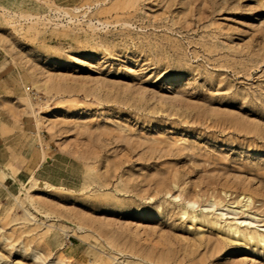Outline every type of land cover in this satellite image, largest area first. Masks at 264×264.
I'll return each instance as SVG.
<instances>
[{"label":"rangeland","instance_id":"374dc122","mask_svg":"<svg viewBox=\"0 0 264 264\" xmlns=\"http://www.w3.org/2000/svg\"><path fill=\"white\" fill-rule=\"evenodd\" d=\"M0 52V264H264V0H0Z\"/></svg>","mask_w":264,"mask_h":264},{"label":"crops","instance_id":"0c3cea01","mask_svg":"<svg viewBox=\"0 0 264 264\" xmlns=\"http://www.w3.org/2000/svg\"><path fill=\"white\" fill-rule=\"evenodd\" d=\"M4 60L1 58V52H0V98L3 97L5 94V89L3 88V82H4Z\"/></svg>","mask_w":264,"mask_h":264},{"label":"bare ground","instance_id":"6f19581e","mask_svg":"<svg viewBox=\"0 0 264 264\" xmlns=\"http://www.w3.org/2000/svg\"><path fill=\"white\" fill-rule=\"evenodd\" d=\"M36 122H37V121H36ZM35 124H36V123H35ZM37 127H38V126H37ZM0 165H1V164H0ZM33 180H34V178H33ZM250 202H251L250 199H247V200H246V203L249 204ZM238 203H239V202H232V204H238Z\"/></svg>","mask_w":264,"mask_h":264}]
</instances>
